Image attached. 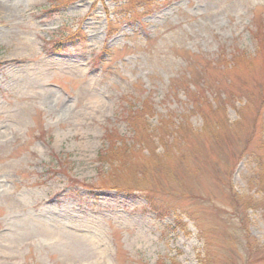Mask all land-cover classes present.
<instances>
[{"label":"rangeland","instance_id":"374dc122","mask_svg":"<svg viewBox=\"0 0 264 264\" xmlns=\"http://www.w3.org/2000/svg\"><path fill=\"white\" fill-rule=\"evenodd\" d=\"M147 1L140 18L126 0H0V264H264V0ZM204 80L229 96L216 136L184 93ZM183 122L178 153L137 145ZM109 133L139 150L127 170L99 160Z\"/></svg>","mask_w":264,"mask_h":264},{"label":"trees","instance_id":"16d2710c","mask_svg":"<svg viewBox=\"0 0 264 264\" xmlns=\"http://www.w3.org/2000/svg\"><path fill=\"white\" fill-rule=\"evenodd\" d=\"M75 1L77 0H72V2H75ZM142 7L145 9V11L140 12L138 9ZM152 8H153L152 4L148 2L147 0H126V4L122 8L123 10L121 12H124L125 14H128L129 16H139L141 18L143 17L144 12H147V13L151 12ZM85 37L86 35L80 29H78V32L70 34V38H73V40L78 38L81 40L83 39L84 41ZM257 40L259 42V53H263L264 52V34L263 36H261V38H258V35H257ZM56 46L57 48H60V51L62 50L60 40H58ZM248 59H249V56L245 51H241L237 49L231 55V59L229 60V63L226 66H229L230 70L236 71V69L239 68L240 66H245V65L250 66L251 60L250 59L248 60ZM208 67L202 66L201 64L198 63V64H192L191 66H188L187 68L189 69L192 68L193 70H195L199 74H202L205 77V75L207 74ZM193 78L194 76L192 74L189 75L190 82H192ZM210 84H211L210 80L209 81L204 80L201 83L188 84L190 86H185L184 93L186 97L190 100V102L192 103L193 110L196 111L195 113L200 114V116L204 120L203 132L207 131L208 134L212 136H216L214 131L215 132L217 131L215 128H211V125L216 124L217 125L216 128L218 129L220 125V121L227 124V120H225V122L223 121V117H224L223 112L226 111L227 109L226 105L230 103L227 100L229 99V96L227 97L225 96V98H222L223 96H221L218 92L214 91V87L205 86V85H210ZM198 86H202V87L199 88ZM221 98L223 102L219 100ZM263 105H264V99L262 101L261 106ZM141 119L143 120L144 123L147 122L145 118H142L140 116L133 117L131 119L132 127H136L137 122L141 121ZM138 124L139 126L141 125L140 123ZM256 129L260 133L261 143H262V147L264 150V121L261 123L260 127H256ZM158 131L159 132L158 133L155 132V134L158 135L159 138H153V139L147 133V131H145L144 127H140L139 129L135 131L136 132L135 138L138 141L137 145L139 147L146 146V150L148 151L150 155L153 154L151 153V147L155 145L157 142L163 148L164 154L171 155L174 153H178L179 149L181 148V143L186 142L187 139L192 137V135L195 133L194 129L189 125V122H183L176 126L171 127V129L166 133V135H162L163 134L162 129H159ZM106 140L108 142V149L103 151L100 154V158H99V160L103 164H107L106 166L102 164L104 166L103 168L110 167V169L115 172L119 171L121 167L123 168V170H127L126 168L132 166L133 162L137 160L136 155L139 153V150L137 149L136 146L131 150V146L128 143L129 142L128 140L122 138L121 136H115L113 133L107 134ZM130 150L132 152L130 153L131 160H129V157H128ZM150 157L151 156L147 158H150ZM251 157L258 161V164H260L258 169L260 172H262V170H264L263 168L264 165L261 163H263L262 161L264 160L262 158H257V156L254 154ZM161 164L162 162L158 161V163H156V167H161ZM145 169H148V167H145ZM140 171H143V170L141 169ZM133 173H134L133 174L134 177L138 175V172L134 171ZM72 182L74 183L73 185L81 184L78 181H72ZM111 182L112 184L108 186L109 188H113V189L117 188L118 190L125 189V191L129 192L131 195H133L137 191L139 193L141 191L145 192L146 194L145 197L148 202L147 205L153 212H155L158 215L159 218L162 219L164 215H168V214L175 215V218H177L176 214L172 212L173 210H171L167 204H165L163 201L160 202L159 200H156L155 198H151L149 196V192L148 193L146 192L148 189L146 187H142L143 186L142 183H139L138 181H136L135 183L133 180L132 182L131 180H129L128 183H126L125 185L122 178L118 176L117 178L111 180ZM263 191H264V188H263ZM178 221L180 224L181 223L180 221H182L181 216L178 217ZM185 225L186 224H184V226ZM159 264H165V263L160 262Z\"/></svg>","mask_w":264,"mask_h":264}]
</instances>
